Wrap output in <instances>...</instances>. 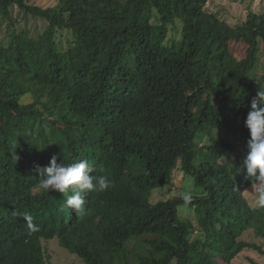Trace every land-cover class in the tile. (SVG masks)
<instances>
[{"label": "trees", "instance_id": "1", "mask_svg": "<svg viewBox=\"0 0 264 264\" xmlns=\"http://www.w3.org/2000/svg\"><path fill=\"white\" fill-rule=\"evenodd\" d=\"M209 1L0 0L8 28L16 6L46 21L42 32L11 30L0 43V264H51L44 241L54 238L85 264L264 255L243 238L264 239V207L245 195L258 183L243 169L244 122L264 90V13L233 26L207 11ZM53 155L90 161V175L112 186L82 192L79 213L63 207L62 193L39 188L37 166ZM177 170L198 194L152 202L155 190L173 188Z\"/></svg>", "mask_w": 264, "mask_h": 264}, {"label": "rangeland", "instance_id": "2", "mask_svg": "<svg viewBox=\"0 0 264 264\" xmlns=\"http://www.w3.org/2000/svg\"><path fill=\"white\" fill-rule=\"evenodd\" d=\"M57 0H29L31 4H36L42 7L54 5ZM208 12L217 14L222 20L228 22L233 26H237L246 21L250 11L256 13H264V0H210L206 6ZM14 27L8 28L11 21L2 20L0 17V43L7 44L11 39L9 33L13 30L23 31L29 30L30 34L34 35L37 32H42L46 28V21L40 18H35L31 15H27L25 11L19 7H15L12 10ZM12 30V31H11ZM60 39L63 41V45L66 46L68 36L65 34H59ZM170 38H179L178 32L170 31ZM233 52L244 53L246 45L242 43L231 44ZM262 64H264V55L261 56ZM34 98L26 96L23 98V102L32 103ZM208 142V138L204 137L201 143ZM261 184L254 185L245 191V195L250 199L253 205L258 204ZM186 191H191L192 196L198 194L199 191L195 190L191 182L184 177L183 172L177 170L175 172V184L172 189L161 188L155 190L152 195V202H158L159 200H166L173 197L183 196ZM181 214L183 217L188 218L194 224L198 222V216L194 209L188 207L181 208ZM243 238L247 241L255 242L262 246L264 249V239L256 237L252 231H247ZM48 260L51 264H85L79 256L69 252L67 249L59 244L57 238L44 241ZM252 260L258 262V264H264V255L253 249H245L232 264H253ZM172 264H176L174 261Z\"/></svg>", "mask_w": 264, "mask_h": 264}, {"label": "clouds", "instance_id": "3", "mask_svg": "<svg viewBox=\"0 0 264 264\" xmlns=\"http://www.w3.org/2000/svg\"><path fill=\"white\" fill-rule=\"evenodd\" d=\"M244 123L249 130L247 153L243 161L244 174L246 178L255 179L261 184L258 204L264 207V90L260 89L251 100V110ZM94 171V165L88 160L70 164L58 163L57 156L53 155L49 165L37 166L41 178L39 188L45 193L58 190L66 197L63 207L75 209L79 213L85 205L82 192L100 193L112 186V181L107 176L90 175ZM192 198L191 191L183 193L182 199L185 203Z\"/></svg>", "mask_w": 264, "mask_h": 264}]
</instances>
